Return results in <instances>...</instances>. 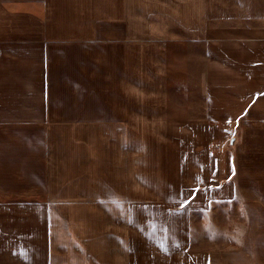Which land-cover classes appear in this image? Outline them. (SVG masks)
<instances>
[{"label": "crops", "instance_id": "crops-1", "mask_svg": "<svg viewBox=\"0 0 264 264\" xmlns=\"http://www.w3.org/2000/svg\"><path fill=\"white\" fill-rule=\"evenodd\" d=\"M0 264H264V0H0Z\"/></svg>", "mask_w": 264, "mask_h": 264}, {"label": "rangeland", "instance_id": "rangeland-1", "mask_svg": "<svg viewBox=\"0 0 264 264\" xmlns=\"http://www.w3.org/2000/svg\"><path fill=\"white\" fill-rule=\"evenodd\" d=\"M164 31L167 32L168 28H158L155 30L157 33H165ZM84 142L85 137L81 136L66 135V137H63L62 147L65 143L66 146L70 145L72 149V154L70 158L68 157V160L70 159L71 162L73 161L76 152L84 148L82 146ZM247 196L249 195L247 194ZM243 197L245 196L243 195ZM254 199L261 201V199L257 197ZM192 226L191 245L193 247L214 249L238 247L242 245V242L245 243V220L241 204L239 205V203L229 204V202H217L213 204L209 212L193 214ZM253 247H255V249L261 248L257 242Z\"/></svg>", "mask_w": 264, "mask_h": 264}, {"label": "trees", "instance_id": "trees-1", "mask_svg": "<svg viewBox=\"0 0 264 264\" xmlns=\"http://www.w3.org/2000/svg\"><path fill=\"white\" fill-rule=\"evenodd\" d=\"M24 199H32V198H35V199H38V197H23Z\"/></svg>", "mask_w": 264, "mask_h": 264}, {"label": "snow or ice", "instance_id": "snow-or-ice-1", "mask_svg": "<svg viewBox=\"0 0 264 264\" xmlns=\"http://www.w3.org/2000/svg\"><path fill=\"white\" fill-rule=\"evenodd\" d=\"M187 202V201H186Z\"/></svg>", "mask_w": 264, "mask_h": 264}]
</instances>
